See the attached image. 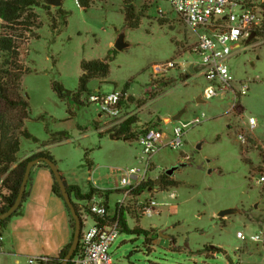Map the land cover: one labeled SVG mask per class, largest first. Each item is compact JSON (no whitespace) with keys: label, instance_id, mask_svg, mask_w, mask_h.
I'll use <instances>...</instances> for the list:
<instances>
[{"label":"rangeland","instance_id":"obj_1","mask_svg":"<svg viewBox=\"0 0 264 264\" xmlns=\"http://www.w3.org/2000/svg\"><path fill=\"white\" fill-rule=\"evenodd\" d=\"M125 1L91 0L85 11L75 0H62L61 8L69 17L60 33L51 29L45 8L34 10L42 27L33 34L21 32L27 43L19 45L21 63L30 69L22 77L23 94L30 103L25 128L38 142L21 139L19 161L48 150L69 185L86 193L91 186L107 190L124 169L141 167L137 138H110L118 125L136 117L133 131L158 129L165 144L173 138V128L185 124L182 145L162 147L148 174L157 178L155 184L166 171L184 164L172 175L180 184L168 191L154 186L152 195L143 196L142 200L152 197L161 206L151 215H129L126 220L130 231L142 229L149 235L120 231L110 255L121 264H264V241L237 238L238 232L247 237L262 232L264 238L263 184L256 183L261 161L248 144L252 138L264 149V43L241 45L226 62L235 80V95L206 99L203 92L209 83L199 57L192 53L195 32L169 3L157 0H133L141 25L130 29L125 25ZM50 7L54 15L56 8ZM120 35L128 43L122 52L114 47ZM114 51L108 77L88 83L89 93L80 98L83 105L71 97L61 100L53 91L57 82L76 93L81 62L104 60ZM1 57L0 52V63ZM155 65H162L163 71L157 73ZM244 85L248 92L242 96L239 90ZM98 91H120L127 98L119 119L102 117L100 108L89 102V95ZM179 113L180 119L174 120ZM61 132L67 133V140L47 144L51 135ZM244 159L251 160L252 167ZM167 192H175L177 199H170ZM2 194L8 196L9 191L3 189ZM115 194L111 201L118 198ZM227 209L236 212L221 218L223 225L218 214ZM149 237L151 245L146 242ZM205 247L219 251L206 253ZM21 264H29L28 259Z\"/></svg>","mask_w":264,"mask_h":264},{"label":"built area","instance_id":"obj_2","mask_svg":"<svg viewBox=\"0 0 264 264\" xmlns=\"http://www.w3.org/2000/svg\"><path fill=\"white\" fill-rule=\"evenodd\" d=\"M157 1L169 3L180 19L197 35L192 53L199 57L198 65L209 83L204 89V98L212 99L230 92L235 95V80L226 62L241 45L255 46L264 43V0ZM75 3L79 7V1L75 0ZM252 35L254 36L251 38ZM154 70L160 73L163 66L155 65ZM247 92L248 86H241L239 94L244 96ZM88 100L100 108L102 117L119 119L122 116V101H127V98L120 91L109 94L98 91L89 95ZM249 124L255 126L253 118L249 119ZM186 128L185 124L175 126L173 138L165 144L160 130L149 129L142 132L137 137L142 149L141 167L126 168L119 175L115 188L111 189L116 191L118 198L111 201L110 198L101 196L75 203L81 233L78 249L69 261L70 264H121L112 258L109 251L120 234L122 221L127 223L126 217L129 215H151L161 205L152 197L142 200L146 193L152 195L155 192L152 187L140 191L143 185L157 179L148 178L152 158L162 147L178 149L182 145ZM256 183L264 184V173L259 174ZM167 193L170 199H177L175 192ZM237 238L255 243L264 241L262 232L250 237L238 232Z\"/></svg>","mask_w":264,"mask_h":264},{"label":"trees","instance_id":"obj_3","mask_svg":"<svg viewBox=\"0 0 264 264\" xmlns=\"http://www.w3.org/2000/svg\"><path fill=\"white\" fill-rule=\"evenodd\" d=\"M78 1L80 8L85 11L92 5L91 0ZM124 4L126 6L123 12L126 27L130 29H138L141 25V20L136 13L135 7L132 5L133 0H126ZM36 8H45L47 10V16L51 23L50 27L55 33H60L63 28L67 27L69 13L64 11L61 7H58L55 9V14L52 15L51 12H49L51 7L45 5L44 0H0V20L2 22L0 24V52L2 56V63H0V214L7 211L14 204L24 179L27 164L30 161L39 160L38 164L46 167L50 171L51 169L45 163V160L56 164L55 159L48 150H43L25 161H19L18 159L21 139L38 142V140L25 128V123L27 119H29L30 103L29 98L23 94L22 77L30 72V69L21 63L20 49L22 46L19 45L21 41L24 40L25 42H23V44L27 43V39L24 34H21V32L33 34L34 29L39 30L42 27L38 22L39 17L34 11ZM111 54L112 53L110 52L104 60L81 62L82 75L79 79L78 90L76 93L66 91L63 86L57 82L52 84L53 91L56 92L61 100L71 97L77 104L83 105L80 98L82 94L89 93L88 83L93 79L102 81L108 77L110 73V63L114 60L116 52L114 51L113 56H111ZM135 122L136 117L126 119L118 125L111 135L116 140L124 141H130L137 138L142 132L140 133L132 130V126ZM67 138L68 135L64 132L53 134L47 144H60L67 140ZM248 144L255 147V151L258 153L261 161V165L257 168V173L263 174L264 149L252 138H248ZM246 149H244L243 154L247 152ZM244 162L252 167L253 162L251 160L244 159ZM88 167L89 170H91V164H89ZM51 174L54 180L53 193L62 198L52 171ZM60 176L65 184L67 192L77 201H90L96 194L100 197L102 196L109 199L110 196L116 193L114 190H101L92 186L88 193H83L79 186L69 185L61 173ZM30 181L29 178L28 185L30 184ZM179 184L180 183L175 181L172 176H168L164 173L159 177L155 184L149 182L143 185L140 191L154 186L158 187L160 191H168L169 188L177 187ZM3 189L9 191L8 196L2 194ZM28 195L29 192L26 189L23 202ZM261 196H264V184L262 186ZM23 202L18 211L14 213L12 217L22 213ZM74 206L76 208L75 203ZM12 217L6 220H0V238H2ZM70 219L74 235V221L71 217ZM219 220L225 225L223 219L220 218ZM121 231L129 234L149 235L148 232L142 229H134L133 231H130L124 220L121 224ZM71 242L62 249L58 256L41 257L35 261L38 264H61L70 249ZM146 242L151 245L153 239L149 237L146 239ZM203 250L206 253L219 251V249L215 247H205Z\"/></svg>","mask_w":264,"mask_h":264},{"label":"crops","instance_id":"obj_4","mask_svg":"<svg viewBox=\"0 0 264 264\" xmlns=\"http://www.w3.org/2000/svg\"><path fill=\"white\" fill-rule=\"evenodd\" d=\"M30 180L22 213L11 218L2 236L0 264H21L27 259L35 264L38 258L58 256L72 241L71 216L65 201L53 193L51 171L38 164Z\"/></svg>","mask_w":264,"mask_h":264},{"label":"water","instance_id":"obj_5","mask_svg":"<svg viewBox=\"0 0 264 264\" xmlns=\"http://www.w3.org/2000/svg\"><path fill=\"white\" fill-rule=\"evenodd\" d=\"M44 1H45L46 5L52 6V7H55V8L61 7V5H62V0H44ZM253 36L254 35H252L251 38ZM114 47H115V49L118 52H122L128 47V43L125 41V36L124 35H120L119 36V38H118L116 44L114 45ZM190 72L193 73V67L190 68ZM180 116H181V113H179L178 115H175L173 117V119L178 121L180 119ZM110 138L113 139V140H116V139L113 138L112 135H110ZM200 147H201V145H199L197 148L200 149ZM38 163H39V160H34V161H30L27 164L26 172H25V175H24V179H23L22 184L20 186L17 198H16L14 204L7 211H5L4 213L0 214V220H6V219L12 217V215L18 211V209L20 208V206H21V204L23 202V199H24V194H25L26 189H27V185H28V181H29V178H30L31 170ZM45 163L50 167V169H51V171H52V173L54 175L55 181H56V183L58 185L61 197L65 201V203H66V205H67V207L69 209L70 216H71L72 220L74 221V235H73V238H72L71 246H70V249H69L67 255L65 256L63 262L61 263V264H68L69 261L74 256V254H75V252H76V250L78 249V246H79L80 233H81V222H80V218H79V216L77 214L76 208L74 206L73 199L70 196V194L67 192V189H66L65 184H64V182H63V180H62V178L60 176V173H59V170L57 168V165L52 163V162H50V161H48V160H45ZM185 166L186 165L182 164L179 167H185ZM179 167H174V168L166 171V175L172 176L174 174V172L177 171V169ZM209 172H211V171H209ZM235 212H236V209H227V210L221 211L218 214V216H219V218H225L226 216L234 214Z\"/></svg>","mask_w":264,"mask_h":264}]
</instances>
